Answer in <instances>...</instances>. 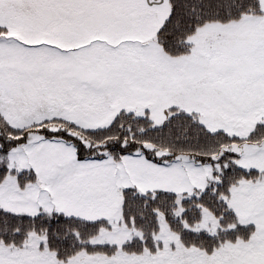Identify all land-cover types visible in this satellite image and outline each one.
Listing matches in <instances>:
<instances>
[{
	"label": "snow or ice",
	"instance_id": "obj_1",
	"mask_svg": "<svg viewBox=\"0 0 264 264\" xmlns=\"http://www.w3.org/2000/svg\"><path fill=\"white\" fill-rule=\"evenodd\" d=\"M262 5L264 0H0V94L34 72L42 70L55 77L63 71L42 53L44 49L64 54L85 50L87 56L101 61L103 67L81 64L79 82L85 88L95 90L100 80L113 88L179 87L178 78L184 75L181 69L159 67L151 60V21L166 10L155 29V41L170 55L177 54L172 50L191 53L189 62H196L199 69L190 82L192 87L236 99L246 90L256 89L260 92L259 102L264 103V30L244 45L238 44L226 29L221 30L231 28L229 22H241L242 13L264 16ZM212 28L217 29V40H209L206 54H202L197 36ZM68 30H73V38L63 42L72 44V48L50 43L63 38ZM10 32L19 34L9 35ZM141 120L146 123H137ZM107 128L116 129V138L102 144H86L64 129L41 131L73 141L74 152L65 161L70 170L109 157L122 165L169 173L183 172L189 164L199 167L207 161L213 165L212 177H218L209 178L202 189L191 185V192L188 188L179 193L153 187L141 192L135 185L125 188L122 221L115 223L117 227L123 224L128 229L140 228L143 234L133 235L120 245L122 249L159 255L167 247L177 253L175 264H188V256L193 257L192 264H264V220L227 227L235 217L227 204L230 186L240 175L248 179L252 173L256 174L252 177L255 182L264 170L245 168L228 159L238 158L239 153L231 147L220 149L224 141L217 138L223 129L206 127L200 114L186 110L182 102L162 108L160 117L151 115L147 107L142 113L121 108ZM260 131H264V124L257 122L249 136ZM224 136L228 141L244 139L228 133ZM27 140L28 133L23 128L6 121L0 128V264H11L10 256L26 246L31 233L43 235L45 239L39 241V247L47 244L55 248L62 264H80L81 249L105 251L112 256L116 244L90 243L85 235L95 232L100 223L111 229L107 220L88 221L62 212L45 214L38 201L48 195L41 188L48 180L35 167L17 162L22 151L19 146ZM33 193L40 195L33 199ZM6 203L13 207L34 203L40 210L13 211L4 206ZM203 208L214 213L222 227L215 232L192 227L201 219ZM165 227L174 234L167 243ZM248 228L252 231L237 239L239 231Z\"/></svg>",
	"mask_w": 264,
	"mask_h": 264
},
{
	"label": "rangeland",
	"instance_id": "obj_2",
	"mask_svg": "<svg viewBox=\"0 0 264 264\" xmlns=\"http://www.w3.org/2000/svg\"><path fill=\"white\" fill-rule=\"evenodd\" d=\"M264 6V5H262ZM163 13H158L156 19L151 21L152 38L151 60L159 67L175 66L184 72L178 78L179 87L164 88H113L107 86L108 82L100 80L96 89L85 88L79 82L78 73L82 71L81 64H95L103 67L101 61L94 56H87L85 50L69 51L67 54L52 52L50 49L41 50L51 61L61 67L55 77L44 71L24 76L18 80L14 87L0 94V128L6 121L9 125L24 128L44 121L56 120L66 127L67 133L79 137L101 141L104 135L101 132L112 123L113 118L120 113L121 108L143 112L150 108L151 115L160 117L161 109L169 104L181 103L186 110H195L205 121L206 127L239 137L247 136L257 122L264 124V103L259 102L260 92L249 89L242 93L239 99L228 98L215 93L199 91L192 87L191 80L198 73L196 62H189L191 53L172 56L164 52L161 45L155 41V29L159 27ZM241 22H229L231 28L225 26L223 30L231 33L238 44L244 45L249 39L264 30V16H253L252 13L241 15ZM217 29L212 28L197 36L196 44L201 47L202 54H206L207 42L217 40ZM10 32L9 35H18ZM23 39V37H21ZM73 38V30H68L63 38L51 40L50 43L61 48H72V44L63 42ZM191 39V37L189 38ZM78 43H84L79 41ZM100 48L101 45H94ZM77 61L81 63L78 64ZM129 118L122 117V120ZM138 122V121H137ZM146 122V121H144ZM64 127V128H65ZM56 128V127H55ZM11 135V133H10ZM98 135V136H97ZM87 144V141H86ZM72 141L59 137H44L38 133L30 132L28 140L20 145L22 149L17 156L20 166L35 167L38 173L48 180L41 184V188L48 195H43L38 203L46 214L62 212L66 216H75L88 221L107 220L112 224L109 229L105 224L98 227L97 232L88 238L90 243L116 244V252L112 256L104 253H79L83 259L80 264H175L177 253L168 249L162 250L159 255L149 254L147 250L141 254H128L120 250V245L130 240L133 235L141 236L142 232H134L123 224L117 227L116 221H122V205L124 204V189L135 185L141 192L146 187L158 189H171L179 193L182 188L191 185L204 188L208 179L212 177L213 165L209 162L199 167L191 164L183 172L169 173L148 168H138L135 165L120 164L109 157L106 161H89L87 165L76 170H70L65 164L74 149ZM235 149L239 157H232V161L245 168L264 170V141L259 144H229ZM231 160V158H229ZM252 173L248 179L245 177L230 186L231 197L227 199L235 217L227 224L232 228L237 224L247 226L249 222L259 224L264 220V175L253 182ZM185 176L187 180H185ZM33 199L39 193H33ZM178 199V196L176 197ZM13 211L35 213L40 210L34 203H26L16 207ZM192 227L205 228L215 232L219 219L207 208L202 209V217L195 221ZM252 229L248 228L244 234H238L237 239H243ZM31 239L25 247L17 249L10 256L11 264H62L54 255L39 247L43 236L31 233ZM164 239H174V234L165 227ZM228 241L225 242L227 245ZM203 250L201 249V253ZM188 264H192L193 257H185Z\"/></svg>",
	"mask_w": 264,
	"mask_h": 264
},
{
	"label": "trees",
	"instance_id": "obj_3",
	"mask_svg": "<svg viewBox=\"0 0 264 264\" xmlns=\"http://www.w3.org/2000/svg\"><path fill=\"white\" fill-rule=\"evenodd\" d=\"M243 14H247V13H242L241 15H243ZM162 47V46H161ZM162 49L164 50V48L162 47ZM173 52H177V54L176 55H172V56H177V55H180V54H182V53H184V51L185 50H183V51H178V50H172ZM164 52L165 53H167L168 55H170L169 54V52H167V51H165L164 50ZM137 123H140V124H143V123H146V122H144V121H138ZM56 127V128H55ZM65 126L64 125H61L60 126V123H58L56 120H50V121H44V122H41V123H39V124H35V125H27L26 127H24L23 129H24V131L25 132H27L28 133V135H29V133L30 132H34V133H38L39 135H42V136H44V137H48V138H52V137H59V138H63V139H66V140H70L69 139V137H67V136H64V135H55V136H51V135H48V134H46V133H44V132H42L41 131V129H44V128H48V129H52V130H56V129H64V130H66V127L64 128ZM116 131V129L115 128H105L102 132H101V135L103 136L104 135V138H103V140H101V141H96V140H94V139H90V138H85V143H86V141H87V143H92V144H102V143H104V141L105 140H108V139H115L116 137L113 135V133ZM224 133L225 132H221L220 134H219V137L217 138L218 140H222V141H224V143H221L220 144V149L222 150L223 148H226V147H228V145L230 144H237V145H239V144H244V142L245 143H249V144H259V143H261L262 141H264V131H260V132H258V133H255V134H253L252 136H249V134L247 135V136H245V137H243L244 139H242V140H232V141H228L227 140V137H225L224 136ZM232 135V134H231ZM98 136V135H97ZM235 136V135H234ZM74 137H76V136H74ZM81 140V139H80ZM71 141V140H70ZM84 142V141H83ZM72 143H73V141H72ZM218 153H213V155H217ZM112 158V157H111ZM231 158V160H232V157H230ZM229 159V158H228ZM207 161H205L204 163H206ZM242 177H244L243 175H240L239 176V178H242ZM125 197H126V193L124 194V201H125ZM53 212H51L50 214H46V215H51ZM214 214V213H213ZM215 215V214H214ZM231 219V218H230ZM232 221H233V219H232ZM231 223V222H230ZM104 223H100V224H98L97 226L98 227H100V226H102ZM229 224V223H228ZM222 227V226H221ZM132 231H134V232H138V234H140V232H142V230L140 229V228H135V229H131ZM97 232V230L95 231V232H93L91 235H89V234H87V233H85V235L87 236V239L90 237V236H92V235H94L95 233ZM246 231H239V234H244ZM142 234H143V232H142ZM41 236V235H40ZM43 236V235H42ZM43 238L45 239V237L43 236ZM27 242V240L25 241V243ZM44 248H46V250L47 251H49L50 253H52L53 255H54V257H55V259L56 260H58V258H57V256H56V249L55 248H50L47 244H45L44 245ZM120 250H122L123 252H127V251H125L124 249H122L121 247H120ZM81 251H85V249H81L80 250V252ZM85 252H87V253H96V252H99V253H104L105 255H107V253L105 252V251H99V250H97V251H85ZM128 254H141V253H135V252H133V253H128ZM108 256V255H107ZM58 261H60V260H58ZM62 263V262H61Z\"/></svg>",
	"mask_w": 264,
	"mask_h": 264
}]
</instances>
